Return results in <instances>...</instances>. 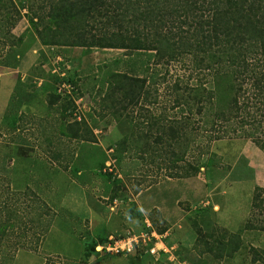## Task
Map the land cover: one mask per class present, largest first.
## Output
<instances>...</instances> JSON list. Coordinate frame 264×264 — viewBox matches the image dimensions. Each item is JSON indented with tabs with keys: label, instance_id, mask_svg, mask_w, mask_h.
<instances>
[{
	"label": "rangeland",
	"instance_id": "374dc122",
	"mask_svg": "<svg viewBox=\"0 0 264 264\" xmlns=\"http://www.w3.org/2000/svg\"><path fill=\"white\" fill-rule=\"evenodd\" d=\"M28 28L23 18L13 33ZM18 54L16 68L0 65V229L17 222L11 242L28 237L0 243L8 264H166L95 251L146 220L188 264H259L251 248L264 249V233L245 230L264 223L252 208L264 184V95L252 80L240 93L248 108L226 120L218 116L228 104L211 95L214 74L195 71L190 57L157 64L153 52L35 40ZM119 74L146 80L138 104L112 97ZM237 80L225 83L226 102ZM222 234L241 237L232 258L207 251Z\"/></svg>",
	"mask_w": 264,
	"mask_h": 264
},
{
	"label": "trees",
	"instance_id": "16d2710c",
	"mask_svg": "<svg viewBox=\"0 0 264 264\" xmlns=\"http://www.w3.org/2000/svg\"><path fill=\"white\" fill-rule=\"evenodd\" d=\"M38 1L26 0L25 6H18L16 0H0V65L16 68L18 53L29 49L34 40L44 46L153 52L157 64L190 57L195 71L214 74L211 95L218 104L227 103L230 111L220 112V119L229 120V115L239 116L248 108V99L241 102L240 93L250 80L264 95V75L257 65L264 60V0H48L46 6ZM23 18L30 28L16 37L13 30ZM114 77L112 97L122 93L125 103L138 104L146 80L127 74ZM232 79L240 83H231L234 96L226 102L224 85ZM252 200V208L264 215V189L257 186ZM12 213L19 220V214ZM10 223L2 225L0 243L9 237V245L15 241L20 247L28 236L13 233L11 242L8 227L14 231L19 224ZM48 230L49 225L38 233L36 244L46 241ZM245 230L264 233V223L248 222ZM205 244L215 258H232L241 249V237L222 234ZM251 250L253 263L264 264V249ZM9 255L0 253V264H8Z\"/></svg>",
	"mask_w": 264,
	"mask_h": 264
},
{
	"label": "built area",
	"instance_id": "2783aa9c",
	"mask_svg": "<svg viewBox=\"0 0 264 264\" xmlns=\"http://www.w3.org/2000/svg\"><path fill=\"white\" fill-rule=\"evenodd\" d=\"M165 237L157 233L146 220L143 230L127 229L109 235L104 243L96 247V252L111 258L138 255L140 258H152L154 262L165 260L166 264H188L179 259L178 249L169 246Z\"/></svg>",
	"mask_w": 264,
	"mask_h": 264
},
{
	"label": "crops",
	"instance_id": "0c3cea01",
	"mask_svg": "<svg viewBox=\"0 0 264 264\" xmlns=\"http://www.w3.org/2000/svg\"><path fill=\"white\" fill-rule=\"evenodd\" d=\"M262 177V174H261V176H260V178ZM258 185H260L259 187H264V184H258ZM264 189V188H263Z\"/></svg>",
	"mask_w": 264,
	"mask_h": 264
}]
</instances>
